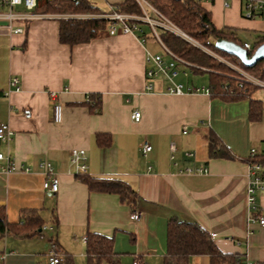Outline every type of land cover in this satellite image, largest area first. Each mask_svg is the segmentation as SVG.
<instances>
[{
	"label": "crops",
	"instance_id": "crops-1",
	"mask_svg": "<svg viewBox=\"0 0 264 264\" xmlns=\"http://www.w3.org/2000/svg\"><path fill=\"white\" fill-rule=\"evenodd\" d=\"M89 1L108 10L123 0ZM228 1L229 7L224 0L203 3L217 27L236 28L239 36L245 31L264 34V18L242 16L245 0ZM15 9L27 12L20 6ZM47 14L12 23L0 19V123H8L15 132L9 145L0 143V152H9L19 167L7 172V161L0 160V209L12 223L23 220L24 209H36L48 226L32 236H2L3 264H49L52 238L58 253L86 264L88 231L114 237L120 264H132L135 255L146 264H177L166 260L172 217L199 223L222 252L264 264V226L250 220L246 160L251 148L264 150V112L252 122L249 100L172 94L163 79L146 91V52L161 53L157 42L149 45V38L143 42L139 34L106 31L70 46L59 38L61 17ZM16 27L23 31L14 32ZM13 77H18L21 89L10 85ZM185 84L200 85L191 80ZM50 91H56L63 104L58 123L53 120ZM86 94L101 96L100 111L85 101ZM253 97L264 108V91L256 90ZM135 110L141 112L139 121L132 117ZM209 130L236 158L209 156ZM99 133L108 134L110 143L99 145ZM145 140L152 145L146 155L141 149ZM74 148L86 149L88 175L121 178L136 196L122 199L117 193L90 190L71 166ZM43 160H49L59 176L56 193L43 189ZM187 167L208 171L191 174ZM256 201L258 214L264 215V186ZM135 211L141 214L139 220L131 218ZM188 264H211V258L194 255Z\"/></svg>",
	"mask_w": 264,
	"mask_h": 264
},
{
	"label": "trees",
	"instance_id": "trees-1",
	"mask_svg": "<svg viewBox=\"0 0 264 264\" xmlns=\"http://www.w3.org/2000/svg\"><path fill=\"white\" fill-rule=\"evenodd\" d=\"M150 1L163 15L213 53L203 50L177 34L160 30V36L166 46L189 62L196 73L205 72L208 74L210 96L227 102L249 100V119L252 122L259 121L264 108L262 101L253 97L258 86L247 81L241 83L239 72L228 62L264 80V59L248 67L237 56L226 53L215 46V41L219 38L231 40L244 46L237 29L228 26L217 27L213 21L212 12L197 0ZM113 5L124 13H142L136 0H123ZM108 10H103L89 0H38L35 8L37 12L90 15L88 17L60 18V41L70 46L89 42L108 31L112 21L96 16V14ZM263 42L264 34H259L253 50H248L249 55L251 56L254 49ZM214 54L224 58L225 61L218 59ZM91 98L95 103L88 104L96 111H100L101 96L91 94ZM207 138L211 158H236L214 130L208 131ZM97 140L101 146L110 143V137L105 133H99ZM246 160L248 163H260L264 167L263 153L249 155ZM78 177L88 185L90 190L117 193L122 199L136 196V191L121 178L96 177L87 173L78 174ZM22 218L21 222L12 223L0 209V238L8 232L19 236H32L41 233L40 229L45 225V219L36 209H24ZM86 238V264H120V258L114 248L113 236L88 231ZM52 243L54 249L58 247L57 240L52 238ZM203 254L210 256L211 264H243V257L240 254L222 252L216 245L212 234L196 221L178 217L169 219L166 260L177 264H188L192 256ZM62 264H75V262L72 256L65 254Z\"/></svg>",
	"mask_w": 264,
	"mask_h": 264
},
{
	"label": "built area",
	"instance_id": "built-area-1",
	"mask_svg": "<svg viewBox=\"0 0 264 264\" xmlns=\"http://www.w3.org/2000/svg\"><path fill=\"white\" fill-rule=\"evenodd\" d=\"M54 1V0H49ZM200 3H205L211 0H197ZM142 9L141 14H130L124 13L117 9L116 6L111 5L107 12L96 14V16L107 18L111 20L109 26L110 34L117 33H134L139 34V38L144 42L146 40L145 31L141 26V23H147L155 36V40L161 47L162 52L157 53L152 50H147L146 52V91H153L155 89V82L158 79H163L166 83V91L172 94L182 95L186 93H207L210 94L208 86H200L193 84H185L180 81H176V77L179 75V67L182 65L190 66V63L179 57L175 52H173L166 44L162 41L160 36V30L170 31L174 34L179 35L185 40L201 47L203 50L212 53L208 48L201 45L188 33L183 31L174 22L163 15L150 0H136ZM38 0H0V19H6L10 23L18 19H31L39 17H47L46 12H37L35 8L37 6ZM23 7L27 12L17 11L16 7ZM224 6L229 7L230 1L224 0ZM242 15L248 19L264 18V0H245L243 3ZM59 17H88L90 15L86 14H58ZM11 26V25H10ZM14 32H22L23 28L16 27L13 29ZM244 48L247 50H253V46L244 42ZM213 54V53H212ZM218 59L225 61L224 58L215 55ZM227 62V61H226ZM230 66L236 69L240 74L241 83L244 81L251 82L258 87L264 88V80L254 78L250 73L243 70L242 68L228 62ZM183 73L187 75L188 73L184 70ZM10 85L16 89H21V84L18 77H13L10 80ZM50 101L53 105V120L55 122H61L63 119V104L58 97L56 91H50ZM85 101L87 103L94 104L95 101L91 98V94H86ZM132 117L135 121L141 119V112L135 110ZM186 132V131H184ZM14 130L8 123H0V143H5L9 145L14 137ZM141 149L144 155L152 150V145L147 141H143ZM176 146L174 143L171 144L172 158L174 157V151ZM263 153L264 150H259L256 147L251 148L249 155L254 156L256 154ZM188 155H193L192 152ZM5 159L7 165L5 171L12 172L19 167L16 162L8 153L0 152V160ZM71 166L75 167L76 174H86L87 173V153L84 148H74L71 150ZM40 166L44 170L45 178L43 180V189L50 193H56L59 190L60 180L58 174L55 172L53 164L49 160H43ZM28 170V168H26ZM186 172L191 174H204L207 173L206 167H187ZM264 186V167L260 163H249V183L247 187V199L249 204V209L251 210L250 220L253 222L258 221L264 226V215L258 214L257 206V192ZM4 204V201H3ZM141 217L140 212L135 211L131 214V218L134 220H139ZM48 226L44 225L40 232L43 233ZM85 238L84 240H86ZM64 255L58 253L54 247H51L47 251V258L49 264H62L64 261ZM5 254H0V264H3ZM132 264H146V262L139 255H135ZM243 264H255L249 259H243Z\"/></svg>",
	"mask_w": 264,
	"mask_h": 264
},
{
	"label": "rangeland",
	"instance_id": "rangeland-1",
	"mask_svg": "<svg viewBox=\"0 0 264 264\" xmlns=\"http://www.w3.org/2000/svg\"><path fill=\"white\" fill-rule=\"evenodd\" d=\"M18 9L21 10V8H18ZM141 26H142V28L145 31V36H147L149 38V42L148 43H151L149 45H152L153 42L156 43L155 36H154V33H153L151 27L147 23H141ZM256 39H257V36L252 31H250V32H248V31L247 32L246 31L245 32H242V34L240 36V40L242 42H244L245 40H248L249 42L253 43V45H255ZM156 44L158 45V43H156ZM157 49L160 52H162V49H161V47L159 45H158V48ZM184 70L188 73L187 75H185L183 73ZM250 74L254 78L260 79V78L256 77L254 74H252V73H250ZM188 80H191V83L193 81L196 84H200V85H202V84H208L209 76L205 72L204 73H199V72L196 73L192 69L191 66L182 65V66L179 67V75L176 77V81H182V82L186 83V82H188ZM260 80H262V79H260ZM262 90L264 91V89L262 87H258L257 94L260 93ZM48 233H49V231H48Z\"/></svg>",
	"mask_w": 264,
	"mask_h": 264
},
{
	"label": "water",
	"instance_id": "water-1",
	"mask_svg": "<svg viewBox=\"0 0 264 264\" xmlns=\"http://www.w3.org/2000/svg\"><path fill=\"white\" fill-rule=\"evenodd\" d=\"M215 46L226 53L237 56L242 63L248 67L255 65L259 60L264 59V42L254 49V53L251 56L244 46L224 38L217 39L215 41Z\"/></svg>",
	"mask_w": 264,
	"mask_h": 264
}]
</instances>
